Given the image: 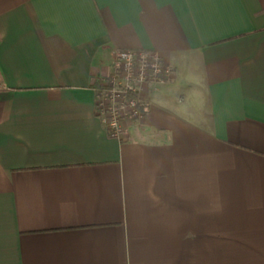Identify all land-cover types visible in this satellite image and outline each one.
I'll use <instances>...</instances> for the list:
<instances>
[{
  "label": "crops",
  "instance_id": "0c3cea01",
  "mask_svg": "<svg viewBox=\"0 0 264 264\" xmlns=\"http://www.w3.org/2000/svg\"><path fill=\"white\" fill-rule=\"evenodd\" d=\"M119 49L172 75L117 137ZM0 264H264V0H0Z\"/></svg>",
  "mask_w": 264,
  "mask_h": 264
},
{
  "label": "built area",
  "instance_id": "2783aa9c",
  "mask_svg": "<svg viewBox=\"0 0 264 264\" xmlns=\"http://www.w3.org/2000/svg\"><path fill=\"white\" fill-rule=\"evenodd\" d=\"M172 68L149 49H119L115 52L110 73L102 80L96 97V114L112 136L127 134L128 126L144 115L140 90L146 82H163ZM127 122L121 124V120Z\"/></svg>",
  "mask_w": 264,
  "mask_h": 264
},
{
  "label": "trees",
  "instance_id": "16d2710c",
  "mask_svg": "<svg viewBox=\"0 0 264 264\" xmlns=\"http://www.w3.org/2000/svg\"><path fill=\"white\" fill-rule=\"evenodd\" d=\"M103 79H98L93 85L92 87L94 88L95 92H96V97L98 96L100 90H101V83H102ZM110 133V132H109ZM111 134V133H110Z\"/></svg>",
  "mask_w": 264,
  "mask_h": 264
},
{
  "label": "rangeland",
  "instance_id": "374dc122",
  "mask_svg": "<svg viewBox=\"0 0 264 264\" xmlns=\"http://www.w3.org/2000/svg\"><path fill=\"white\" fill-rule=\"evenodd\" d=\"M120 120H121V119H120ZM120 122H121V124H122V125H126V124H127V122H126V121H124V120H121ZM130 125H132V123H131ZM130 125H129V126H130ZM129 126L127 127L128 129H130V127H129Z\"/></svg>",
  "mask_w": 264,
  "mask_h": 264
}]
</instances>
